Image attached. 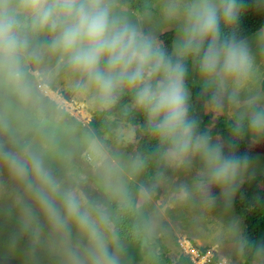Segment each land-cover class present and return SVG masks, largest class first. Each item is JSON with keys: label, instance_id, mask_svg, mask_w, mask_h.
<instances>
[{"label": "clouds", "instance_id": "1", "mask_svg": "<svg viewBox=\"0 0 264 264\" xmlns=\"http://www.w3.org/2000/svg\"><path fill=\"white\" fill-rule=\"evenodd\" d=\"M246 10V0H147L133 20L122 0H0V216L15 221L9 247L27 237L29 264L41 251L52 264H126L117 225L132 214L133 231L153 236L146 205L165 170L195 168L191 185L176 189L181 203L199 196L214 206V189L230 199L250 164L236 141L264 138L256 89L264 27L254 50L239 31ZM153 17L172 31L167 47L145 27ZM190 72L211 113L244 106L231 119L230 143L201 131L191 114ZM61 78L100 112L129 98L123 110L143 117L154 144L150 186L130 182L146 167L142 156L93 165L103 199L61 175L56 164L79 143L51 95Z\"/></svg>", "mask_w": 264, "mask_h": 264}, {"label": "rangeland", "instance_id": "2", "mask_svg": "<svg viewBox=\"0 0 264 264\" xmlns=\"http://www.w3.org/2000/svg\"><path fill=\"white\" fill-rule=\"evenodd\" d=\"M137 1L122 0L125 10L133 20L136 19L135 13L139 10ZM145 27L156 31L158 37L161 33L170 30L159 23L158 17L145 20ZM248 39L252 42L255 50V35L248 37ZM256 60L259 68L256 89L264 96V56L257 54ZM189 78L191 82H195V73L190 72ZM65 91H69L71 96H67ZM51 95L53 100L63 107L64 111L81 121L83 125L89 124L93 117L94 108L76 97L67 87L63 78L53 86ZM259 105L264 107V99L259 101ZM244 110V106L239 109L229 107L226 108L224 114L227 118H232L236 112ZM75 128L79 143L74 145L73 155L62 164L57 163L56 166L60 169L61 175L69 180L80 181L92 196L103 199L104 194L96 179L93 165L101 159L118 161L125 165L135 159L137 156L126 154L123 147L125 143L135 140L133 137L137 133L136 127L131 129L123 127L117 134L116 140L115 132L108 133L104 139H92L83 126ZM223 138L225 137L215 139L221 140ZM246 138L251 141L248 137ZM88 140H94L96 143H88ZM194 174L195 168L191 172L171 170L166 179L160 182L158 185L160 196L159 192L155 190L151 201L146 205V214L151 215L157 225L152 237L154 239L160 238L164 244L159 240L160 245L166 248L163 247L162 251L155 249L154 252L151 247L139 244H136L138 250L125 248L126 256L138 255L136 258L128 257L126 264H167L168 258L176 259L179 253L184 251L190 254L196 264H206L213 260L214 264H243L245 261L243 245L246 244L242 232L243 216L235 206L234 201L239 192L244 190L243 194L245 193V186L250 187L255 184L260 187L264 186L263 181H260V177H264V156L255 157L249 164L248 169L243 173V178L239 181V187L230 199L225 200L214 189L217 197L214 206L204 204L199 196H194L193 199L184 203L180 202L176 195V189L180 184L191 185ZM153 182L154 177L147 179L141 185L150 186ZM255 244L256 251L252 263L264 264V253L257 251L264 247V233ZM203 250H205V254H203ZM24 251L22 246L17 245L15 248H11L9 245L0 242V264H29Z\"/></svg>", "mask_w": 264, "mask_h": 264}, {"label": "trees", "instance_id": "3", "mask_svg": "<svg viewBox=\"0 0 264 264\" xmlns=\"http://www.w3.org/2000/svg\"><path fill=\"white\" fill-rule=\"evenodd\" d=\"M147 0H138L139 10L142 11ZM247 10L244 13L240 22L239 31L240 34L245 37L254 35L260 28L264 27V0H246ZM172 39V31L167 30L160 34L159 40L168 46ZM189 86L191 89V101H192V115L198 120L201 131L209 132L214 138L225 137L223 139H216L222 142H231L230 139V122L232 118H227L224 112L219 114H213L205 105L204 100L199 95V88L195 82H191L189 78ZM264 87V83H263ZM67 96H71L69 91H65ZM130 102L128 97H124L120 104L114 107L111 111L100 112L96 109L93 110V117L88 125H83L81 121L70 115L66 111V121L75 127H84L85 131L90 137L97 136L99 138H106L108 133L115 132V140L117 134L126 128H135L137 133L135 140L125 143L123 149L126 154H134L136 156H142L147 161L146 167L140 173V175L130 182L135 188L136 185H141L147 179L155 176L158 170V164L155 158L152 156L153 141L146 133L144 129L143 117L136 112H125L123 107ZM124 136V134H123ZM238 144L237 154L246 155L249 158L250 163L257 156H264V138L258 139L257 142H251L246 137L236 141ZM171 170H165V176H168ZM260 181H263L264 177H260ZM245 193L242 190L235 198L234 204L243 216V239L246 240V244L243 245V256L245 261L243 264H252L256 251L255 242L260 240L264 233V186L260 187L258 184L250 187L245 186ZM156 190L159 192L160 187L157 186ZM142 191V189H141ZM214 191V190H213ZM216 192L214 191V194ZM115 207V205H113ZM136 223V217L132 214H124V218L117 225L120 238L126 245L125 248L131 250H138L136 244L141 246L151 247L153 252L155 249L160 251L163 247L159 243V240L163 244L162 240L154 239L153 237H145L143 234H138L133 231V225ZM15 231V221L7 220L3 216H0V242L4 245H9V237ZM27 237L21 238L17 245L22 246L24 250L27 248ZM164 245V244H163ZM166 248V247H165ZM168 251V250H167ZM205 250H203L204 252ZM25 252V251H24ZM167 254V252H166ZM128 257H138V255H129ZM216 259V257H215ZM167 264H194L191 260L190 254L185 251L179 253L176 259L168 258ZM29 263V262H28ZM35 264H52L49 258L43 251L38 252Z\"/></svg>", "mask_w": 264, "mask_h": 264}]
</instances>
